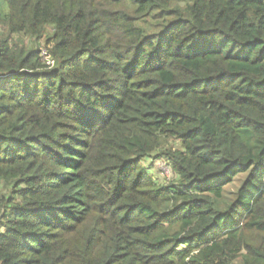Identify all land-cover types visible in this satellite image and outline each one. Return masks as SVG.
<instances>
[{
    "label": "trees",
    "instance_id": "1",
    "mask_svg": "<svg viewBox=\"0 0 264 264\" xmlns=\"http://www.w3.org/2000/svg\"><path fill=\"white\" fill-rule=\"evenodd\" d=\"M0 264H264V0H0Z\"/></svg>",
    "mask_w": 264,
    "mask_h": 264
},
{
    "label": "rangeland",
    "instance_id": "2",
    "mask_svg": "<svg viewBox=\"0 0 264 264\" xmlns=\"http://www.w3.org/2000/svg\"><path fill=\"white\" fill-rule=\"evenodd\" d=\"M142 166L146 168V170L150 173L152 179L155 182L162 183V182L167 181L169 179H173V175L171 173L170 167L163 160H156V159L154 160V158H153L152 161H143ZM240 178L237 177L235 179V182L227 190L228 195H227L226 200H225L227 203H229L232 200V197L234 196L235 190L239 186ZM225 204L226 203L224 202V205Z\"/></svg>",
    "mask_w": 264,
    "mask_h": 264
}]
</instances>
